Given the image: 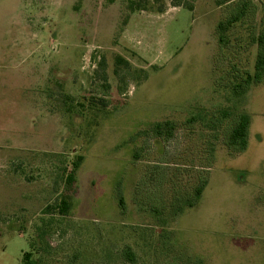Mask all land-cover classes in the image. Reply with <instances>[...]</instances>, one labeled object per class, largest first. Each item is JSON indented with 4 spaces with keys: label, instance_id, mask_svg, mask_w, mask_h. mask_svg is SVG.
<instances>
[{
    "label": "rangeland",
    "instance_id": "rangeland-1",
    "mask_svg": "<svg viewBox=\"0 0 264 264\" xmlns=\"http://www.w3.org/2000/svg\"><path fill=\"white\" fill-rule=\"evenodd\" d=\"M177 1L0 0V264L41 256L49 224L52 264H264V76L242 105L229 91L254 74L264 4L249 0L221 34L241 0ZM222 111L250 117L239 155L223 145L226 125L188 122ZM165 122L169 141L154 134ZM202 166L199 202L170 221L168 201L191 193ZM59 200L68 213L44 214Z\"/></svg>",
    "mask_w": 264,
    "mask_h": 264
},
{
    "label": "trees",
    "instance_id": "trees-1",
    "mask_svg": "<svg viewBox=\"0 0 264 264\" xmlns=\"http://www.w3.org/2000/svg\"><path fill=\"white\" fill-rule=\"evenodd\" d=\"M114 0H109V2H113ZM147 1V0H146ZM146 1H135V0H128V6L129 9L132 11L136 10H145L147 7L144 6ZM251 3L249 0H241L240 2L236 3L234 5V8L232 9L231 15L224 21L220 22L217 25V29L221 34L225 33L231 26L234 24L241 22L244 20L250 13H251ZM174 7H180L182 6V3L180 0L174 3ZM185 9H188L189 11H192V6L189 4H186V6H183ZM164 8H160L159 12H162ZM262 22H264V13L262 16ZM257 55L256 60L254 64V74L251 76L249 73L245 72L244 76H241L236 83H233L230 85V95L234 101V103L242 105L247 100V94L250 90V87L252 84H258L261 82L263 76H264V30L260 33V35L257 38ZM103 62V61H102ZM104 66V62L101 63ZM100 64V65H101ZM121 64L127 65V62L124 61L122 58L117 57L116 58V66H119ZM115 74H117V70H115ZM103 106H106V104L101 101ZM208 117V116H207ZM206 115L203 117V115H193L191 119L188 120L190 124L196 123L200 121L203 128L210 132H215L221 128L224 129L223 134V145L225 146L228 154L230 156H236L240 153H243L246 148L248 147V141H249V127H250V117L248 114L244 112H225L222 111L218 113V115L211 114L210 117L207 118ZM155 131V138H159L162 140L165 139L166 141H169L172 139V136H174V127L170 122H165L162 124H156L153 127ZM153 131V132H154ZM215 141L218 140V136L213 137ZM208 157H206V161L204 163V166L206 167L207 163H210L211 160L214 159V146L210 145L208 151H207ZM201 167L200 171L197 172L196 177V184L194 185L191 193L184 194L180 192H174L171 196L169 203V214L170 218L169 220L174 222L175 219L180 216L185 209L193 208L197 203L199 202L202 192L207 184V180L205 179V172L203 170V167ZM164 168H156V174H158L157 177V183L160 184V186H157L156 188H159L162 192L161 186L164 183L166 174H165ZM160 180V181H159ZM67 183H72V177L71 175L67 177L66 179ZM158 184V185H159ZM162 203H160L159 206H155L153 203L149 205V211L152 214H155L156 216L164 215V210L166 209L168 203H165L163 199V193H162ZM120 203L122 201L120 200ZM142 204V203H141ZM145 206V204H143ZM53 210H57V212L60 215H65L69 211V205L65 200H59L58 203H54L52 205H48L44 209V214H52L51 212ZM167 223V222H166ZM162 224V225H166ZM51 225H42L39 227V233L38 238L41 240L43 245L42 247H37L36 251L41 248V251L43 254L41 256L34 258L32 252H25L23 254L22 262L21 264H52V261L50 259V245L46 241L47 237L51 234ZM40 242V243H41ZM32 249L35 251L36 243H32ZM35 251V252H36ZM123 259L124 261L128 263H134L135 257L134 254L131 252L130 248L127 247L123 251ZM40 254L38 251L37 254ZM80 257L79 255L73 256L72 262L69 261L67 264H78L76 260H78ZM176 258V257H174ZM175 260V259H174ZM179 264H181L182 260L178 258ZM188 264H203L200 261H189Z\"/></svg>",
    "mask_w": 264,
    "mask_h": 264
},
{
    "label": "water",
    "instance_id": "water-1",
    "mask_svg": "<svg viewBox=\"0 0 264 264\" xmlns=\"http://www.w3.org/2000/svg\"><path fill=\"white\" fill-rule=\"evenodd\" d=\"M262 1V3L264 4V0H261Z\"/></svg>",
    "mask_w": 264,
    "mask_h": 264
},
{
    "label": "flooded vegetation",
    "instance_id": "flooded-vegetation-1",
    "mask_svg": "<svg viewBox=\"0 0 264 264\" xmlns=\"http://www.w3.org/2000/svg\"><path fill=\"white\" fill-rule=\"evenodd\" d=\"M261 1V0H260ZM261 3H262V1H261ZM263 4V3H262Z\"/></svg>",
    "mask_w": 264,
    "mask_h": 264
}]
</instances>
